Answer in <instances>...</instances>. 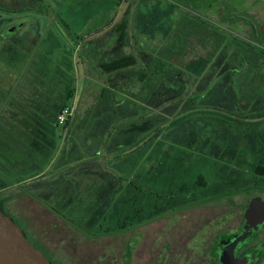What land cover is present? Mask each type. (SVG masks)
Returning a JSON list of instances; mask_svg holds the SVG:
<instances>
[{
    "label": "rangeland",
    "instance_id": "1",
    "mask_svg": "<svg viewBox=\"0 0 264 264\" xmlns=\"http://www.w3.org/2000/svg\"><path fill=\"white\" fill-rule=\"evenodd\" d=\"M238 1L242 4L237 5ZM37 4L41 10L39 13V10H33ZM29 6L33 9L27 12H21L18 6L12 7L15 13L6 15L1 12L6 17H3L2 23L5 26L0 30H5V34L13 40L24 39L26 33L31 37L32 33L35 45L29 49L18 46L17 50L16 47L17 57L9 64L15 65V70L6 65L7 57L3 59L0 55L3 62H0V95L7 97L0 113L9 108L8 100L12 96H16L12 104L14 102L24 108H31L32 105L47 108L46 112L39 111V115L35 116L39 123L47 126L44 140H41L45 147L43 144L41 149L32 147L24 156V165H15L9 171L0 167V200L17 225H22V218L26 219L24 223H28L29 230L37 234V239L41 242L46 240L62 254L60 264H148L150 249L155 246V251H159L164 243L171 252L189 251L186 249V237L178 228L184 227V223L164 231L167 222L160 219L140 227L138 231L142 236L138 233L132 236V229L120 236L95 239L88 237L87 231L79 224L71 231L45 208H55L61 214L71 216L67 208L75 204L76 193H80L75 187L84 184L81 180L90 175L91 168L88 169L87 165L57 172L58 162L63 158L60 151L63 143L67 146L71 141L77 155L85 153L93 145L97 148V140H93L94 131L90 129L93 126L84 128L72 124L71 129L65 131L53 123V112L66 99L65 94L72 91L77 98L83 86L84 67L66 34L77 41V36L92 34L118 22L126 11L129 13L126 33L130 38L134 37L143 49L136 51L137 54L155 66L165 55L177 81H173V85H178V90L175 94L156 95V107L150 117L154 129L160 131L159 138L154 142L157 144L156 161L164 157L163 151L166 152L164 167L161 165L163 170L153 168L149 174L147 168L144 169L149 162H145L142 156L150 148V143H141L142 169L133 174L126 171V177L116 184L126 188L127 181H131L136 186L145 187L146 191L152 189L166 196L180 192L182 186L185 191H197L201 198L216 193V201L213 197L191 201L194 203L185 214L189 215V219L190 215L198 214L207 222L216 212L231 210L232 218L226 220L224 227L240 220V209L250 196L264 197V177L254 171L256 164H264L263 122L257 123L256 119L255 131L249 128L251 130L245 133L243 125L236 122L231 129L222 128L217 116L215 125L211 119L207 121H212V124L200 119L188 123L178 121L191 113V108L200 114L204 109L210 111L207 108L222 114L233 109L240 116L247 109L264 108V58L261 59L264 55V0H38L31 1ZM0 8L11 10V6ZM25 22V31L17 32ZM183 27L188 31H184ZM185 33L188 35H182ZM180 41L182 45H179ZM138 44L134 45L137 47ZM36 53L40 56L36 58L43 62L44 67L31 63L28 69L22 68L24 60H27L24 55L33 58ZM43 55L48 58L43 59ZM155 66L151 67L152 76L156 74ZM31 74L37 78L36 87L31 86ZM20 75L24 76V80ZM123 86L127 88L128 82H124ZM13 87L16 90L8 96V89L13 90ZM23 87L26 91L17 96ZM30 89L36 97H30ZM2 101L0 99V103ZM69 101V104L73 103L72 99ZM98 111L89 116L90 121L97 122L101 113ZM245 121L250 122L248 118ZM9 122L4 120L3 124L8 125ZM105 140H108L107 136ZM259 148L260 151H257ZM65 158V165L68 166L73 159L69 155ZM131 160L132 157L128 158L126 164L132 166ZM182 161L176 172L165 169L170 163ZM102 177L99 175L100 179ZM16 179H23V183L17 184ZM198 180L201 186L197 184ZM7 182V187H1ZM111 183L115 185V181ZM147 195L145 198L151 199L150 194ZM67 198L71 201L64 206ZM111 199L116 203L117 198L112 196ZM105 200L99 205L98 213L94 214L92 224L104 223L106 210L103 209L114 204V200ZM81 201L84 199L81 198ZM147 217L148 214L144 215L142 222H146ZM131 224H135V229L140 226L136 222ZM158 235H162V240ZM68 237L74 241L72 245L65 242ZM194 241L190 242V247ZM205 244L208 245L209 240ZM124 246H128L131 253L136 249L133 260L131 256L122 257ZM163 261L164 256L156 258L157 264Z\"/></svg>",
    "mask_w": 264,
    "mask_h": 264
},
{
    "label": "trees",
    "instance_id": "2",
    "mask_svg": "<svg viewBox=\"0 0 264 264\" xmlns=\"http://www.w3.org/2000/svg\"><path fill=\"white\" fill-rule=\"evenodd\" d=\"M31 1L35 2L38 0H0V6H11V10L0 8V21L3 20V17H6L7 14L15 13L12 11V7H21V12H27L33 9L29 6ZM236 4L241 5L242 2L238 1ZM35 6L37 8L33 10H39L38 13L41 12L39 4ZM1 12L6 15H3ZM128 14L129 13L126 11L118 22L104 29L97 30L89 35L77 36V41L69 38V34L65 33L68 41H70V44L73 46L76 56L80 60L79 62H81L84 67L83 86L80 95H78L79 99L76 108L72 111L71 116L66 119L64 124H58L57 115L65 106H71L69 100L74 96L72 91L65 94L66 99L58 104L57 110H55L52 115L53 123L57 127L63 128L65 131H67L68 128L70 130L72 124H75L76 127L80 126L84 128H86V126H93L90 129L94 131L93 140H97V148L93 145V147L85 153L77 155L73 147L74 144L71 141L68 142L67 146L63 143L60 150L63 158L61 157L62 161L58 162L57 172L72 167L78 169V167L80 168L87 165L88 169L91 168L90 175H88L86 179L83 177L84 180H81V182H84V184H81L77 188L75 187L80 193H76L74 198L75 204L67 208L71 212V216L61 214L55 208H47L52 210L53 213L63 220L69 221L74 225L79 224L87 231L86 234L88 237L95 239L117 234L124 229H133V227H135L133 225L135 224H131L132 222H136V224L145 223L142 222L144 220V215L148 214L147 221L152 217L150 214H152L154 218V215L159 212L157 206L163 204L166 200L169 201L173 197L172 202L181 203V201L184 200L186 202L183 203L188 205L194 203L191 201H198L197 199L201 198V195H198L195 190L185 191L184 186H182L183 189L180 192H172L166 196V194L153 191L152 189L146 191L144 189L145 187L136 186L132 184L131 181H127L128 187L126 188H120V184H116L117 181L120 182V180L126 177V171L133 174L137 173V170L139 173L142 169L141 165L143 161H140L141 143L144 145L150 143V148L147 149L146 153L142 156L145 162H149L148 167H144V169L147 168L146 171H148L149 174L152 172L153 168H155L156 171L163 170L162 166L164 167L165 164L163 160L166 158V152L163 151L162 154L164 157L156 161L155 146L157 148V144L155 145V141L159 138L160 131L154 129L150 117L154 114L156 107V95L168 94L169 92L175 94L178 90V85H173V81H177L169 69L170 66H168V59L165 55H163V58L158 61L155 66L153 63H149V60H144L142 55L139 57L137 54L138 50L143 49L134 37L130 38L126 33ZM3 22L4 20L0 23V28L5 26L2 24ZM25 25H27L26 22L22 23V27L17 32L25 31ZM183 29L184 31H188L186 27H183ZM2 32L3 34L0 36V55L3 59L4 56L7 57L5 61L8 64L6 65L15 70V65L12 66L9 64L17 57L16 51L18 50V46H24L28 49L30 47L33 48L35 45L33 42L35 41V36L31 33L32 36L30 37V34L26 33L25 37H23L24 39L19 38L18 40H13L10 36L5 34V30H2ZM182 35H188V33ZM135 43L138 44L137 47L134 45ZM179 45H182L181 41ZM26 53L28 52L26 51ZM24 56L28 61L24 60L22 68L27 67L28 69L31 63H36L44 67L43 62L37 59L40 57L38 53H36L33 58H31L30 55ZM43 57L45 60L48 58L45 55H43ZM263 58L264 55H262L261 59ZM0 62H2L1 59ZM154 66L156 74L152 76L151 67ZM31 75L33 76V74ZM20 76L23 77L22 80H24V76ZM31 81V86L36 87L37 78L33 76ZM124 82H128L127 88L123 86ZM227 88L230 90L231 86L228 85ZM14 90H16L15 87L10 91L8 89L7 95L9 96L10 92ZM24 91L26 90L23 87L17 92V96H19V93L23 94ZM30 92L31 98L36 97L32 89H30ZM85 96H88V98L85 99ZM14 97L16 96L9 98V108L7 109V107H5V109H7L6 112L0 113V167L3 171H9L15 165H24L26 160H24V156L28 155L32 147L35 149L43 148L42 144L44 145V143H42L41 140H44V131L47 129L45 124L42 125L39 123L38 119L35 118V116L39 115V111H42V113L43 111L46 112L47 108H38L39 106L37 105H32L31 108H24V106L14 102L12 104ZM0 99L3 100L0 103L1 109L7 97L5 94L4 96L0 95ZM187 103V101L184 102L185 105H187ZM183 108L184 107H182V109ZM191 109V113H187L186 116L181 118V120L178 119V121L188 123L200 119L203 122H207V124H212L213 121L215 125L217 116L222 128L231 129L232 125H235L234 122H236L238 125H243L245 133H248L251 129L252 132L255 131L254 122L256 119L258 120L256 121L257 123H264V108L255 110L247 109L246 113L242 114V116L233 109L223 110L225 114L216 113V110H211L212 108H207L210 109V111L204 109L205 111L203 110V114L193 112L195 110ZM97 110H99L98 112L101 111V113L98 114L97 122L90 121L89 116ZM139 110H141L140 113L143 114L142 118L141 114H138ZM238 111H240V109ZM247 118L250 122L245 121ZM207 119H211L212 121H207ZM4 120H8V122L9 120L11 121L8 125H4ZM224 120H226V122ZM174 122L177 123L176 120ZM106 136L108 140H105ZM28 141L30 142L28 143ZM152 144L154 145L152 146ZM161 150L166 149L162 148ZM257 151H260V148L257 149ZM66 155H69V158L73 159L69 161L68 166H66L64 162V160L67 159L65 158ZM131 157L132 160L130 163H132V166L126 164L128 158ZM160 160H162V162ZM182 163L183 161L180 163H170L165 169L170 172H176ZM158 166H160V168H158ZM254 171L264 177V164L260 162L256 164ZM99 175L103 177L100 179ZM66 181L67 183L69 182L68 179H66ZM112 181H115L114 186L111 183ZM15 182L17 184H22L23 179H16ZM8 184V182L6 185L2 184L1 187H7ZM197 184L200 186L202 185L199 180ZM147 194H150L151 199L147 200L145 198V196H148ZM213 195L208 194L201 199H209L213 197ZM112 196L115 199L117 198L116 203H114V199H111ZM81 198L84 199V201H81ZM105 199L110 202L114 200L112 202V204L114 203L113 206L111 207L109 202V208L103 209L104 211L106 210V215H103V224H92L91 220L94 219V214L98 213V207L102 202H106ZM70 201V198H67L63 202L64 206L69 205ZM120 201H122V203L119 204L118 202ZM3 207V203L0 200V208L2 211L4 210Z\"/></svg>",
    "mask_w": 264,
    "mask_h": 264
},
{
    "label": "flooded vegetation",
    "instance_id": "3",
    "mask_svg": "<svg viewBox=\"0 0 264 264\" xmlns=\"http://www.w3.org/2000/svg\"><path fill=\"white\" fill-rule=\"evenodd\" d=\"M216 195L218 194L215 193L213 195L215 201L217 200ZM253 197H260L261 200L264 201V197H262L261 195L250 196L244 207L240 209V220L237 223H234L232 225L228 224L225 227L224 224L226 220H230L232 218L231 210H226L223 213L216 212L212 218L207 220V222H205L203 218L201 219L200 215L198 214L190 215L191 219H189V215H186L185 211L188 210L187 208H190L191 204L188 205L183 202L174 203L172 202L174 198L173 197L168 202H164L163 204L157 206V210H159V212L154 215V219L153 215L150 214V216L152 217L149 219V221L140 224L138 228L135 229V226L133 227V230L124 229L118 232L117 234L108 235L104 237L115 235L120 236L125 234L127 230L134 231L132 236L137 233L141 235V233L138 231L140 227L155 223L160 219H165L167 223L163 228L164 231H168L169 229L175 227L178 223H184V227L181 226L178 228L180 233L182 231L181 235L186 237V249H188L189 251L171 252L169 246L163 242L165 248H159V251H155L156 247L153 246L152 249H150V254L148 255L147 259L148 264H157L156 258L160 255L164 256V261L161 264H231V261H246L247 264H263L264 219L257 222L255 221V223L254 220H251L250 218L248 219L245 216L246 210L248 209L250 204V200ZM3 208L4 213L9 215L14 221V223L17 225L13 215L8 213L5 207ZM45 208L51 214L55 215L60 221H62L64 225L68 227V229H70L71 231L72 228L76 227V225L72 224L71 222L65 221L62 218L58 217L49 208ZM221 215H223L222 218ZM258 216H261V214H259ZM22 219L24 220V222H26V219ZM250 220L254 223H250ZM20 222L22 223V225H20L21 227L19 225L18 226L22 229L24 235L27 237L30 243L39 250H41L44 255L48 257L52 264H60V261L63 257L62 254L59 251L55 250L51 243L47 242L44 239L43 242H41L40 239H37V234L35 235L33 231L29 230L27 225L28 223H24L22 221ZM209 229L210 231L207 232ZM158 236L162 240V235ZM193 239H195V241L190 247L189 244L191 241H193ZM208 240L209 244L206 245L205 243ZM65 242L68 245H72L74 243V241L71 240L70 237L66 238ZM125 249L127 250L125 251ZM135 250L131 253L128 250V246H124V248L121 250V255L123 258H125L126 255L128 257L131 256V260H133L135 256ZM131 264H133V262Z\"/></svg>",
    "mask_w": 264,
    "mask_h": 264
},
{
    "label": "water",
    "instance_id": "4",
    "mask_svg": "<svg viewBox=\"0 0 264 264\" xmlns=\"http://www.w3.org/2000/svg\"><path fill=\"white\" fill-rule=\"evenodd\" d=\"M259 214L261 216H258ZM245 216L254 220V222L264 219V201L260 197H253L250 200ZM251 220L250 223L253 224L254 222ZM0 264H52L41 250L30 243L22 229L1 208ZM231 264L247 263L246 261H231Z\"/></svg>",
    "mask_w": 264,
    "mask_h": 264
},
{
    "label": "built area",
    "instance_id": "5",
    "mask_svg": "<svg viewBox=\"0 0 264 264\" xmlns=\"http://www.w3.org/2000/svg\"><path fill=\"white\" fill-rule=\"evenodd\" d=\"M72 107L71 106H65L62 108V110L57 115V122L59 125H62L65 123L66 119L71 116L72 114Z\"/></svg>",
    "mask_w": 264,
    "mask_h": 264
},
{
    "label": "crops",
    "instance_id": "6",
    "mask_svg": "<svg viewBox=\"0 0 264 264\" xmlns=\"http://www.w3.org/2000/svg\"><path fill=\"white\" fill-rule=\"evenodd\" d=\"M78 95H77V98H76V96H74L73 98H72V101H73V103L72 104H70L71 105V107H72V110H74L75 108H76V105H77V102H78ZM71 100V99H70ZM98 161V160H97ZM102 161V160H101ZM99 162V161H98Z\"/></svg>",
    "mask_w": 264,
    "mask_h": 264
}]
</instances>
